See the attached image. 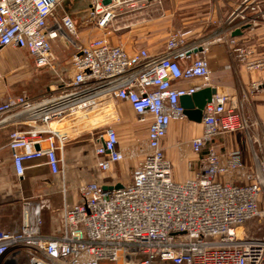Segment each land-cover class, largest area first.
Returning <instances> with one entry per match:
<instances>
[{"label": "built area", "instance_id": "2783aa9c", "mask_svg": "<svg viewBox=\"0 0 264 264\" xmlns=\"http://www.w3.org/2000/svg\"><path fill=\"white\" fill-rule=\"evenodd\" d=\"M147 1L88 0L86 22L103 28ZM224 1L234 4L231 17L243 22L262 2ZM57 2L0 0V49H25L37 68L51 67V41L77 36L68 15L49 25ZM190 34L174 29L155 54L146 48L128 52L99 36L75 46L70 79L59 76L40 95H11L0 102V130L10 128L6 146L18 177L34 163L45 164L54 176L63 174L60 151L68 135L59 125L68 123L71 130L75 120L107 101L126 102L137 120L147 123L146 149L128 182H118V188L94 179L80 183L76 201L64 199L59 209L57 230L42 232L45 202L22 200L19 226L0 229V264H264V159L254 158L253 168L246 169L238 148L221 158L212 147L220 135L247 128L227 94L215 93L204 103L201 135L189 142L199 156L198 169L185 180L172 179L162 140L173 120L185 119L179 97L207 86L211 78L208 47ZM229 43L246 70L264 69V55L251 57L234 38ZM192 79L200 83L175 85ZM251 88L260 89L256 82ZM96 137L95 165L105 172L124 155L113 126Z\"/></svg>", "mask_w": 264, "mask_h": 264}, {"label": "crops", "instance_id": "0c3cea01", "mask_svg": "<svg viewBox=\"0 0 264 264\" xmlns=\"http://www.w3.org/2000/svg\"><path fill=\"white\" fill-rule=\"evenodd\" d=\"M173 1H175L174 8L165 10L161 7L155 13L153 9L156 8L157 3L155 0H148L147 6L141 10L116 16L103 28L94 27L100 34L89 40L104 36L110 44L120 45L128 52L146 48L149 53L155 54L164 48L167 36L174 29L191 30L188 38L198 40L199 43H204L208 47L206 59L211 70V78L207 86L216 89V93L227 94L232 103L239 105L247 124L246 130L223 134L215 138L212 147L221 158L229 150L238 148L245 168L251 169L255 164L254 158L264 159V152L261 147V144L264 147V69L258 71L246 70L242 64L234 59L232 45L229 40L234 38L236 44L250 51L251 57L264 55V0L261 2L259 12L255 14L248 13L245 22L231 17L234 6L232 2L229 3L224 0ZM111 24L113 31L109 34L105 31L111 27ZM126 28L127 30H125ZM117 31H120V33H115ZM7 50L20 53L19 51L22 49L4 47L0 49V53ZM13 61V58L10 61H0V66L3 63L12 64ZM252 82L259 84L260 89L252 91ZM3 83L0 79V102L13 95H10V90ZM199 83V79H192L175 85L179 88H189V86L198 85ZM119 105L128 109V113L127 119L118 118L113 123L118 136V147L124 155L122 160L113 164L108 170L113 176L116 174L115 171H120L121 175L126 171L132 172L146 149L147 123L139 122L136 119L135 112L126 102L121 101ZM176 121L173 120L170 123L166 136L162 140V147L173 165L172 179L182 181L192 176V173L199 167V156L190 149L189 142L191 138L201 135L202 125L200 122L189 121L186 118L181 124H177ZM136 122L139 123V130L141 131L138 136L135 134ZM125 126L128 129L130 142L131 140L133 142L129 145L123 143L119 136L121 129ZM8 130L10 128L0 130V229L6 231L15 230L20 224L21 202L27 199L24 197V193L34 189V183L31 179L44 177L43 172L48 173L53 178L56 177L49 172L45 164L38 165L35 163L26 166L23 177L16 176L11 167L10 150L6 146ZM241 132L245 134V137L238 135ZM254 143L258 149L253 146ZM177 145H180V147ZM178 148L183 150H178ZM74 149L75 147H72L60 151L63 157L61 166L63 178L65 173L63 166L67 164V159H71L72 155L74 156L77 153ZM188 162L193 164V169L188 166ZM94 176L95 179L98 178L96 174ZM98 181L105 184L121 182L115 180L114 177H111L109 181ZM47 182V179L42 181L43 185H49ZM63 194L60 205L55 198H52L53 211L56 212L57 210L59 212L64 199L69 204L77 199L76 192L69 197L70 199H68L65 190ZM58 205L57 209L56 206ZM17 209L19 210L17 211ZM43 212L45 214L43 223H45L44 227L46 228H43L42 225V232L51 233L57 230L59 226L58 215L55 217L54 212L52 214L50 211V214L46 213L45 210Z\"/></svg>", "mask_w": 264, "mask_h": 264}, {"label": "rangeland", "instance_id": "374dc122", "mask_svg": "<svg viewBox=\"0 0 264 264\" xmlns=\"http://www.w3.org/2000/svg\"><path fill=\"white\" fill-rule=\"evenodd\" d=\"M57 7L53 12V16L49 19V25L51 26L53 21L61 20L60 18L64 15H68L74 22L75 30L77 36L73 34H67V37H56L51 41L52 49V66L51 67H40L37 68L34 65L32 57L29 55L27 50H21L20 53L12 51H4L0 53V61H10L11 58L14 59L12 64L3 63L0 66V73L2 81L8 90H10V95H40L46 88L54 87L58 77L63 79H70L72 75V65L70 63V58L73 53L76 52V45H83L90 38L97 37L98 31L94 29V25L86 22V8L88 6V0H57ZM156 8L153 10L157 13V10L163 7L165 10L172 9L175 6V1L173 0H155ZM160 7V8H159ZM127 30V28L125 29ZM113 31V26L109 27L105 32L111 33ZM122 31V30H121ZM124 31V30H123ZM117 34L120 31L115 32ZM118 100L107 101L104 103L105 106L100 105V109L96 112H88V114L82 118V120H73L74 128L68 126V123L59 125L62 131L68 135L63 150L66 148L75 147L74 150L77 151L71 159H67V164L63 166L65 168L64 178L62 174H59L55 178L48 175V173L43 172L44 177H36L31 179L34 183L33 191L24 193V197L28 200L36 201L41 200L45 202V207L42 210V225L44 224V210L46 213L52 214L54 212L55 217L59 214L56 210L52 209V198H55L59 202L62 200L63 190H65L68 199L72 194H75L76 189L80 183L87 182L88 180H101L109 181L110 178L114 177L115 180H120L121 182H128L130 171H126L121 175L120 171H115L113 176L110 171L100 172L95 165V154L93 152V142L96 140V136L101 132L105 126H113V123L119 119H127L128 109L119 105ZM137 119V117H136ZM183 120H177V124H181ZM136 136L141 132L139 130V123L136 122ZM67 127V128H66ZM65 128V129H64ZM243 132V131H242ZM238 133L241 137H245L244 133ZM121 141L129 145L130 137L128 136V129L125 126L121 129L119 133ZM138 140V138H137ZM133 143V142H132ZM135 143V142H134ZM180 147V145H177ZM256 147V144H253ZM262 151L264 152V147L261 144ZM257 148V147H256ZM180 148H178L179 150ZM258 149V148H257ZM183 150V149H180ZM65 159V157H64ZM66 163V159H65ZM193 166V165H192ZM193 169V167H191ZM190 169V170H191ZM195 169V168H194ZM98 178L95 179L94 175ZM47 179L49 185H43L42 181ZM27 182V180H26ZM25 182V184H26ZM69 201V200H68ZM58 206L57 209H58ZM262 205V204H261ZM54 207V206H53ZM18 208V207H17ZM19 209H17L18 211ZM49 213V214H50ZM41 225V226H42Z\"/></svg>", "mask_w": 264, "mask_h": 264}, {"label": "water", "instance_id": "95a60500", "mask_svg": "<svg viewBox=\"0 0 264 264\" xmlns=\"http://www.w3.org/2000/svg\"><path fill=\"white\" fill-rule=\"evenodd\" d=\"M216 93V89L210 86H204L197 91L179 97V104L183 107L184 115L187 120L194 122H201L202 110L204 103L208 101L213 94ZM37 148V147H36ZM121 183H117L113 188H118ZM104 188L111 189L112 186L103 185Z\"/></svg>", "mask_w": 264, "mask_h": 264}]
</instances>
